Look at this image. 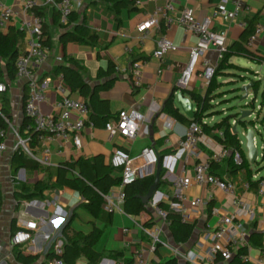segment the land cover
I'll list each match as a JSON object with an SVG mask.
<instances>
[{
  "label": "crops",
  "instance_id": "crops-1",
  "mask_svg": "<svg viewBox=\"0 0 264 264\" xmlns=\"http://www.w3.org/2000/svg\"><path fill=\"white\" fill-rule=\"evenodd\" d=\"M0 1L6 5H14L17 9L20 8V0ZM39 1L41 2L40 12L45 19L52 40L48 58L36 68L39 78H51L47 100L44 102L45 109L49 110L48 113H58L57 104L61 99L56 91V83L61 74L55 73L54 69L60 64H68L66 57H73L81 67L84 79L90 82L93 88L107 79L113 80L109 88L99 90L100 98L108 103L112 114L108 120L115 118L122 109H136L143 115V121L138 135L132 140L121 136L111 137L106 131L103 121L99 120L96 124L87 122L82 131L83 144L80 150L75 149L71 140L53 138L43 142L36 141L32 148L39 157L43 155L45 149H49L51 164L40 163L41 168L39 169L18 168L14 170L12 162L14 146L17 141L15 133L17 130L21 131L25 121L24 103L28 88L24 80L16 78V73L14 80H11L6 74L5 61L0 60L4 71L1 78L9 83L8 91L5 94H0V106H3L2 100L6 95L11 107V126L7 138L8 149L0 156V197L2 199L0 202V264H24L17 258L16 251L20 248L38 256L31 264L47 263L55 255L57 245L62 244L64 248V241L67 238L70 241L78 239L90 233L94 227L103 231L94 249L104 252V256L94 263L89 262L86 256H81L75 264H119V260L108 253L114 250L122 251V256L119 257L132 259L135 251L142 250L147 264H167L171 259L174 260L173 264H190L183 255L192 250L202 256L210 243L208 235L217 227L220 214L232 213L236 209L235 198L232 195L211 184L197 185L193 183L186 190L188 198L184 201L185 205L189 207L190 199L196 196L203 198L205 205L198 213L189 209V220L186 222L194 223L195 228L187 242H180L174 238L169 220L168 223L158 212L161 209L159 206L161 202L171 206L176 200L171 184L172 180L179 176L192 177L194 175L193 166L196 159L173 157L178 140L185 134L189 125L166 112L164 108L166 101L173 96L175 97L174 105L183 113L177 103L176 96L180 90H183L186 96L190 97V95L179 87L178 79L189 60L190 49L197 41L196 35L179 23L168 26L166 19L161 17L160 26L154 28L142 44L139 42L138 25L148 14L153 13L158 7L164 6L166 0H141V4H137L134 0L133 8L116 9H114V4L108 0H82L81 4L75 6L73 16L68 20L71 23L66 27L55 20L57 8L43 4L42 0ZM170 1L177 10L184 4L183 0ZM220 1L193 0L195 16L202 19L213 14ZM232 1H238L243 6L239 19L248 22L249 18L257 17L254 31L259 25L262 26V30L255 41L250 42L248 39L246 45L252 51L264 56V0ZM82 21H86L91 30L98 33V44L73 41L66 44L61 43V34L65 30H75L76 25ZM11 28L22 30L19 22L14 20L8 27L0 28V31L6 33ZM213 28L227 31L228 45L239 41L246 29L237 23L231 24L223 17L213 20ZM23 32L24 35L19 40V54L26 49V32ZM164 34L173 41L177 48L168 51L160 58L154 55V51L157 49L158 39ZM126 46L133 48L132 54L126 52ZM206 57L213 64L218 62L219 65L218 52L215 48L210 49ZM137 59H146L147 62L143 68V83L134 86L131 79V66L132 62ZM230 62L240 68L237 71L228 69L225 73L240 72L241 70V75L244 76L247 72L255 74L257 66L264 67V63H257L246 56L234 55L230 58ZM110 64L115 66L114 72L111 75L98 78L100 69L107 70ZM245 76H250V74ZM208 84L199 70L186 89H196L199 93L205 94ZM68 88L71 97L87 100L78 90L73 91L69 86ZM224 114L222 115L224 116ZM220 115L206 117L204 121L208 123L219 121L222 118ZM235 121L233 120L232 123ZM241 133L243 134V131ZM216 135L223 136L224 129L203 130L199 141L200 159L206 160L220 151L224 144L219 141ZM240 140L244 154L248 158V149L245 146L247 141L244 142L241 137ZM148 145L154 146L158 155L163 156L164 175L162 180L164 182L155 192L158 200V205L155 208L146 204L145 209L137 211L133 206H130L131 204L125 202L121 211L112 213L108 212L103 204L99 209H91L84 206L87 200L79 190L58 183V168L64 161H75L79 157L91 158L103 154L105 161L110 164L116 147L125 148L135 155ZM262 154L263 150L261 152L258 150L257 163H252L253 178L255 180L261 178V180L257 185L250 186L248 189L244 187V183L249 181L246 171L243 169L234 172L230 157H226L222 163H215L212 166L213 173L233 181L238 195L255 209L254 219L251 220L244 216L238 220L249 233V245H245V248L246 253H250L252 256L264 253V248L254 245L250 240V236L254 232L264 234V185H261L264 182V172L261 170L264 168V158ZM259 158L261 160H258ZM256 164L262 165L256 168ZM113 174L117 176L120 173L115 169ZM119 187L120 185H115L110 190H117ZM262 190L263 192H261ZM215 208L219 210V213H213ZM20 219L37 222V228L29 230L31 238L13 245L12 237L21 228ZM68 221L70 227L66 232V237H63L61 227ZM141 226L162 227L160 241L155 244L154 249L152 248V237L144 232ZM125 228L129 229L128 232L124 231ZM175 249L179 254L174 251ZM231 261L232 259L226 261L219 258L216 264H231Z\"/></svg>",
  "mask_w": 264,
  "mask_h": 264
},
{
  "label": "built area",
  "instance_id": "built-area-1",
  "mask_svg": "<svg viewBox=\"0 0 264 264\" xmlns=\"http://www.w3.org/2000/svg\"><path fill=\"white\" fill-rule=\"evenodd\" d=\"M42 1L43 4L55 6L60 12L61 22L65 24L68 23L69 16L74 11L75 6L82 3V0ZM183 2L182 8L177 10L170 0H166L164 6L158 7L140 22L138 32L140 33L139 42L142 44L149 37L152 30L160 26L161 17H164L168 26L173 23H179L196 35L197 41L191 47L189 60L178 79L179 87L186 89L190 86L194 75L199 70L207 82H210L218 67V62L213 64L206 57L210 49L215 48L217 50L219 62L223 59L224 53L227 50V31L215 30L213 28V20L217 17H223L231 24L237 23L242 28H246L248 22L244 19H239L243 11V6L238 1L221 0L213 14L205 16L202 19L195 16L193 0H183ZM136 3L141 4V0H136ZM39 5H41L39 0H20V8L17 9L14 5H6L0 1V28L8 27L10 23L17 20L20 28L26 32V49L18 55L15 67L16 78L24 80L28 88L24 103V112L29 117V121L24 129L25 135H21L18 130L16 131L15 136L17 141L14 146V151H24L40 163L49 165L51 164L49 149H45L43 155L39 157L31 146V140L33 138L37 142H43L53 138L71 140L75 149L80 150L83 144L82 131L87 122H90V124H93V122L89 119L90 109L86 101L70 96L69 88L64 82L62 74L59 77V83L56 85V91L61 97L57 104L58 113H44L42 111L41 105L47 100V91L51 83V78H39L36 74V68L43 64L49 56V47L44 44L45 35L43 26L45 19L37 10ZM261 30L262 26L259 25L250 36L249 41H255ZM157 44L158 46L154 51V55L160 58L168 51L177 48L173 41L165 34L158 39ZM126 52L132 54L133 48L126 46ZM146 62V59H137L132 62L131 79L134 86H139L143 83V68ZM255 74H258V72H255ZM7 91V83L0 79V94ZM252 101L246 102L245 105L250 106L252 103L254 105L255 98ZM249 108H251V115L256 116L255 122L259 121L263 106L258 105L257 107ZM0 115L3 119H0L1 156L8 149L7 138L10 132L11 121L2 113L1 106ZM142 121L143 115L136 109H122L115 118L105 123V129L111 137L121 136L132 140L138 135ZM255 122L252 124V128L254 130L255 145L258 146L257 133L260 132L258 130V124ZM202 133L203 130L200 124L193 123L178 140L177 149L173 157L177 159L192 157L196 161L193 166L194 175L192 177L179 176L172 180L171 184L175 192L176 200H174L170 207L172 210L180 213L181 219L184 222L189 220V209H193L198 213L203 208L205 201L199 196L190 199L189 207L184 203L188 198L186 196V190L193 183L197 185H214L235 198V211L220 214L217 227L213 231H210L208 235L210 243L205 249L204 254L199 256L196 252L190 250L183 255L190 264H216L219 258L226 261L231 260L239 247L249 245V233L245 226L238 220L244 216L252 220L256 212L243 197L238 195L236 185L233 181L223 178L212 171L213 164L222 163L226 157L232 156L235 164L239 165L243 163L241 150H232L223 145L220 151L214 153L210 158L202 160L199 156V141ZM243 134H246L245 129H243ZM261 136L264 139L262 134ZM261 148L263 150L264 145ZM158 163L159 155L152 145L145 146L135 155L131 154L125 148L116 147L111 156V164L115 169L120 171L122 183L119 189L102 193L105 209L111 213L121 211L127 197L126 185L153 175ZM261 185H264V182ZM250 186V181L244 183L245 188L248 189ZM147 205L154 208L157 207L158 200L155 194ZM158 212L168 222L167 211L159 209ZM213 213L217 214L219 210L215 208ZM20 225L21 228L12 237L13 245H17L31 238V232L29 230L37 228V222L35 221L20 219ZM141 229L152 237V248L154 249L155 244L160 241L159 236L163 231L162 227L154 226L147 228L141 226ZM128 230V228L124 229L125 232H128ZM174 251L179 254L177 249ZM63 252V245H57L55 255L48 260L47 264H68L62 257ZM239 258L247 263L264 264V253H260L257 256H252L250 253H242L239 255ZM132 264H147V259L142 250L135 251Z\"/></svg>",
  "mask_w": 264,
  "mask_h": 264
},
{
  "label": "trees",
  "instance_id": "trees-1",
  "mask_svg": "<svg viewBox=\"0 0 264 264\" xmlns=\"http://www.w3.org/2000/svg\"><path fill=\"white\" fill-rule=\"evenodd\" d=\"M114 4V9L129 7L133 8L134 0H108ZM56 9V7L54 6ZM39 14L40 7L37 9ZM72 12L69 16L70 18L73 16ZM55 20L60 22V24L66 27L68 23L61 22V15L58 9L55 10ZM257 17L248 19V26L243 31L241 35V39L239 41L234 42L231 45H228L227 50L224 53L223 59L220 61L213 77L211 78L208 88L205 94L199 93L196 89H184L186 90L190 98L193 100L196 110H195V118L190 119L182 112L180 109L176 107L174 104V98L171 96L165 104L164 110L170 114H172L178 120L186 123L191 126L193 123L200 124L202 130L210 131L213 129H224V135L216 137L219 141L224 144L226 147L231 148L232 150L239 149L243 154V163L235 164L232 156L229 158L232 163V169L234 172H238L240 170H245L247 173V178L249 179L251 186H255L259 183L260 179L255 180L253 178V170L252 163L249 161L247 156L244 154V149L242 148L241 140L239 134H235L233 131V120H237L239 113L233 115H224L219 121L208 123L205 122L204 119L209 116H213L215 114L220 113H212L208 114L213 109V94L220 87L221 81L219 80V76L221 73H225L228 69H238L240 66L230 62V58L234 55L246 56L251 58L257 63H264V56L252 51L247 45L246 42L250 38V36L254 32L255 21ZM44 35L46 36L44 40V44L48 47H51L52 40L50 37V32L48 31V26L46 23L43 26ZM24 32L20 29L11 28L8 32L4 33L0 31V60H4L6 63V74L11 80H14L16 67L15 62L20 52V43L19 40L23 37ZM78 42V43H91L93 45H97L99 41V35L97 32H93L91 27L88 25L86 21L79 22L76 25L75 30H65L60 36V42L66 44L67 42ZM66 61L68 64H60L55 67L54 72L57 74H62L67 86H69L73 91L78 90L79 93L84 96L87 100L86 103L89 106L90 111V120L95 124L100 121H103L104 125L106 121L111 117L110 108L106 101H103L100 98L99 90L104 88H109L113 82V80H105L102 83L96 85L94 88L86 79H84L81 73V67L77 63V61L73 57H66ZM115 66L110 64L107 70L100 69L98 78H102L106 75H111L114 72ZM4 71L0 65V79L7 83L9 88V83L1 78ZM253 87L255 90L259 87V81L253 80ZM5 94V93H4ZM4 95L2 100V113L6 115L9 119H11V107L9 103V99ZM249 107V105H244ZM243 106V107H244ZM254 107L253 103L250 105ZM0 119H2L0 115ZM29 121V117L25 114V121L21 128V135H25V127ZM245 127L244 121H239ZM261 123L264 124V116L261 119ZM36 140L33 138L31 140V146L35 143ZM263 158H264V149H263ZM163 156H159V162L161 163V172L160 177L157 179L156 171L153 175L141 179L136 180L133 183L126 185V203L131 204L137 211H141L146 208L145 197L149 195L152 189L158 185L157 190L164 182L162 177L164 175V168L162 166ZM257 163V161L255 162ZM13 169L18 168H27V169H39L41 168V164L38 160L30 157L24 151H16L14 152ZM115 168L105 161L104 155L99 154L91 158L79 157L75 161H64L59 165L58 168V183L61 185L69 186L73 189L79 190L83 197L87 200L84 203V206H88L91 209H99L103 204L104 199L102 193H107L110 191L111 187L115 185H120L122 183L121 173L119 171V175L115 176L113 171ZM77 172L78 174L73 175L72 173ZM71 174V175H70ZM155 194V193H154ZM0 202L2 199L0 197ZM162 210L167 211V219L170 222V229L174 238L180 242H187L191 238L195 224L184 222L181 219V215L179 212L171 209L170 205L161 202L159 204ZM70 222L68 221L66 226L62 229V236L66 237V232L70 227ZM102 229L98 227H94V229L82 237L75 239L73 241L68 240V238L64 241V252L62 257L68 264H75L76 261L81 256H86L89 262H98L103 256L104 252H98L94 249L95 244L99 240L102 234ZM264 234L259 232H254L250 236L251 242L256 246L264 248ZM245 246H242L238 249L235 256L232 258L231 264H251L240 260L239 255L242 253H246ZM110 255L114 256L119 260V264H132V258H123L119 257L122 254V251L114 250L108 252ZM17 258L24 264L33 263L38 256L33 255L31 253L26 252L24 249H17L16 251ZM122 256V255H121ZM174 260L171 259L167 262V264H173ZM47 264V263H43Z\"/></svg>",
  "mask_w": 264,
  "mask_h": 264
},
{
  "label": "rangeland",
  "instance_id": "rangeland-1",
  "mask_svg": "<svg viewBox=\"0 0 264 264\" xmlns=\"http://www.w3.org/2000/svg\"><path fill=\"white\" fill-rule=\"evenodd\" d=\"M237 70L238 69H236V71ZM256 72H258V74H253L250 72H247L245 74V75L250 74V76L241 75L242 74L241 70L240 72L222 73L219 77V80L221 81L220 87L213 94V97H214L212 100V103L214 105L213 109L208 114L210 115L212 113H220L221 114L220 117L223 116L222 114H224L225 112L227 115L236 114L239 112L237 104H240V107H242L246 104V102L252 101L253 98H255L254 107H257L258 105L263 106V110L260 113V119L259 121L255 122L256 116L251 115L250 117L246 119L245 122L247 123V125H252L254 122L258 124V130L260 133H257V139H258L257 148L259 152H261L262 151L261 146L264 145V139L261 136V134L264 136V124L261 123V119L264 116V67L257 66ZM253 80L259 81L258 89L255 90L254 87L249 88V90L247 91L248 98L241 100L242 96L246 93L244 90H242V86L253 82ZM58 83H59V80L57 81L56 84ZM44 104L45 103H42L41 105L42 111L44 113H48L49 110L45 109ZM244 107H246L247 109H251L249 107H252V106H249V107L244 106ZM250 121H252V123ZM243 129H244V126L243 124L240 123L238 125L239 136L244 142H246V136L241 133ZM258 160H261V158H259ZM259 165H262V164H256L255 165L256 168L259 167ZM261 170L264 172V168Z\"/></svg>",
  "mask_w": 264,
  "mask_h": 264
},
{
  "label": "water",
  "instance_id": "water-1",
  "mask_svg": "<svg viewBox=\"0 0 264 264\" xmlns=\"http://www.w3.org/2000/svg\"><path fill=\"white\" fill-rule=\"evenodd\" d=\"M253 82L242 86V90H244L246 93L242 96L241 100H244L248 98V90L249 88L253 87ZM177 103L182 109L183 113L190 119L195 118V106L193 100L184 94L183 90H180L176 96ZM237 107L239 109V116L238 119L233 123V131L235 134H239L238 130V125L240 124L239 121H246L248 117L251 116V110L250 109H244L243 106L240 107V104H237ZM252 123V121H250ZM245 127L244 129L246 130V147L248 149V159L250 160L251 163H255L257 161V156H258V148L255 145L254 141V130L252 128V125H247L245 122ZM160 172H161V163L159 162L157 165V171H156V177L159 179L160 177ZM158 185L155 186L151 193L145 197V202L148 203L152 197L154 196V193L157 191ZM67 222L61 227L62 229L66 226Z\"/></svg>",
  "mask_w": 264,
  "mask_h": 264
}]
</instances>
